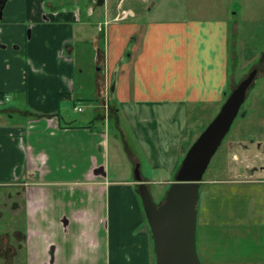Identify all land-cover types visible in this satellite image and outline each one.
I'll list each match as a JSON object with an SVG mask.
<instances>
[{
    "label": "crops",
    "instance_id": "1",
    "mask_svg": "<svg viewBox=\"0 0 264 264\" xmlns=\"http://www.w3.org/2000/svg\"><path fill=\"white\" fill-rule=\"evenodd\" d=\"M55 2L6 0L0 10V95L11 96L0 105V185L14 188L7 207L21 211L25 226L15 232L28 230L27 241L12 240L7 264H157L139 182L109 178V135L105 125L91 123L106 114L80 123L62 115L68 100L81 98L76 80L84 66L76 49L92 0L84 12ZM106 9L93 107L113 116L124 135V122L134 132L150 168L144 171L143 159L127 149L151 192V185L175 180L192 110L215 117L233 89L230 24L223 18L140 21L122 3ZM124 10L130 15L119 17ZM74 109L82 107L75 101ZM203 193L196 236L202 264L211 240L222 237L219 224L201 218ZM253 202L244 204L250 217L259 204ZM243 226L245 236L259 239L258 226Z\"/></svg>",
    "mask_w": 264,
    "mask_h": 264
},
{
    "label": "rangeland",
    "instance_id": "2",
    "mask_svg": "<svg viewBox=\"0 0 264 264\" xmlns=\"http://www.w3.org/2000/svg\"><path fill=\"white\" fill-rule=\"evenodd\" d=\"M77 1L79 0H57L55 4L61 8L75 5L74 8L78 7L83 12L90 7L91 0ZM118 3H122L124 8H133L136 12V20L140 21L226 19L230 24V73L233 77V88L246 78L254 68L259 69L254 85L248 90V98L242 105V109L249 108L252 117L241 118L237 116L232 126L239 122L253 127H255L254 124L264 125V0H107L106 5L98 3L97 0H92L94 12L90 16L85 15L84 19L90 21V23L86 27L83 39L79 40L76 49L77 58L84 66V73L78 75L76 80V93H79L81 98L73 96L72 100H68L62 115L65 117L64 120L73 119L80 123L87 120L89 115L96 116L97 112L106 114L104 119H94L91 123L97 126L105 125L108 132L110 139L108 174L110 180L136 178V170L137 168L140 170V164L134 162L127 147L134 151L140 159H143L144 171H147L148 167L150 168L146 155L138 144L137 137L129 129L126 122H124V135L113 116H110L102 108L96 110L93 107L99 103V71L96 65L99 49L97 46L101 51L105 49L106 20H108L106 6L109 10H115ZM100 26L101 28L103 26V31L99 29ZM75 101L82 107L81 111L74 109ZM213 119V114L200 113L197 109L192 110L190 116L192 131L187 141H194ZM233 135H226L224 144L216 152L204 174V179L207 182L202 184L200 188V191L204 192L202 200L200 199L203 204L199 203L201 218L219 224L222 232V237L218 236L219 238L214 240L211 238V244L208 242L209 246L211 245L208 259L203 257L202 254L201 257L204 264H264V202H260L262 205L258 202L264 196V188L261 189L262 193L260 190L257 191L261 186L252 185L254 191L252 192L254 202H252L257 201L256 203L259 204L254 207L253 214L250 217L247 211L248 206H244V204L249 205V203H252L250 201L252 196L249 198L238 192L231 195L230 186L216 187L217 182L215 179L222 176L228 178L226 176L227 171H225L229 167L230 160L227 146ZM259 162H262V159ZM221 163L224 170H221ZM253 178L263 179L264 174L255 175ZM169 187L168 184L151 185V194L156 205L164 201ZM248 189L251 188L248 187ZM11 190H14V188L0 185V235L9 231V229L15 232L17 227L22 229L25 227L22 219H19L21 211H15L7 207L10 205L8 193ZM257 196L259 198H256ZM203 207L206 209L205 212L202 211ZM13 216L18 217V225L11 224L15 220ZM244 223H252L258 226L257 231L261 232L259 239L254 241L251 235L245 236L247 227L243 226ZM233 224H236V226L233 227ZM232 228L234 233L228 236L226 233H229ZM254 229L255 227L252 230ZM239 231H241L242 237ZM237 248H244V250L242 253L237 254ZM245 253L246 257H244ZM1 256L0 254V262L5 264Z\"/></svg>",
    "mask_w": 264,
    "mask_h": 264
},
{
    "label": "water",
    "instance_id": "3",
    "mask_svg": "<svg viewBox=\"0 0 264 264\" xmlns=\"http://www.w3.org/2000/svg\"><path fill=\"white\" fill-rule=\"evenodd\" d=\"M257 74L254 68L233 88L218 114L191 144L160 205L155 204L137 168L136 179L154 236L157 264H202L196 238L200 186Z\"/></svg>",
    "mask_w": 264,
    "mask_h": 264
},
{
    "label": "flooded vegetation",
    "instance_id": "4",
    "mask_svg": "<svg viewBox=\"0 0 264 264\" xmlns=\"http://www.w3.org/2000/svg\"><path fill=\"white\" fill-rule=\"evenodd\" d=\"M5 1L6 0H0V10L2 9ZM253 85L254 82L252 83L250 88ZM246 98H248V96H246ZM248 109L249 108L242 109L241 107L238 116H240L241 118L252 117V112H250ZM254 125L256 128L243 122H239L236 123L235 126H231V129L228 132L229 135L234 134L232 138L229 139L227 146L229 149L228 151L230 160L229 167L225 171H227L226 176L228 178L222 176L218 177L215 180L217 182L216 187L220 188L230 186L231 195H233L234 192H238L239 194H245L250 198V196L253 194L252 192H254L252 190V185L261 186L257 189V191H261V189L264 188V178H253V176L255 175L264 174V125ZM223 144L224 140L220 148ZM261 159L262 162H259ZM221 168V170H224L222 163ZM248 187H250L251 189L249 190ZM261 192L263 193V191ZM256 198L259 197L257 196ZM258 202H264V196ZM27 233L28 230H26V232H21V236H18L17 232H13L9 229V231H6L0 235V254L4 259L5 264H7L8 262L9 253L12 249V240L18 238L19 241H27Z\"/></svg>",
    "mask_w": 264,
    "mask_h": 264
},
{
    "label": "built area",
    "instance_id": "5",
    "mask_svg": "<svg viewBox=\"0 0 264 264\" xmlns=\"http://www.w3.org/2000/svg\"><path fill=\"white\" fill-rule=\"evenodd\" d=\"M130 13L127 11H123V14L121 15V18H125L128 16ZM11 100V96L8 94L0 95V105L4 104L5 102H8Z\"/></svg>",
    "mask_w": 264,
    "mask_h": 264
},
{
    "label": "trees",
    "instance_id": "6",
    "mask_svg": "<svg viewBox=\"0 0 264 264\" xmlns=\"http://www.w3.org/2000/svg\"><path fill=\"white\" fill-rule=\"evenodd\" d=\"M192 143H193V141L190 140V141H187V142L184 144V151H185V152L188 150V148L191 146Z\"/></svg>",
    "mask_w": 264,
    "mask_h": 264
}]
</instances>
